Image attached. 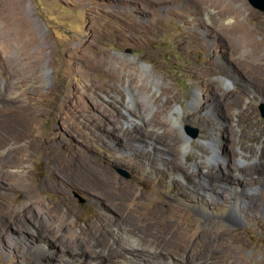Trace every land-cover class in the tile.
Listing matches in <instances>:
<instances>
[{"label":"rangeland","instance_id":"obj_1","mask_svg":"<svg viewBox=\"0 0 264 264\" xmlns=\"http://www.w3.org/2000/svg\"><path fill=\"white\" fill-rule=\"evenodd\" d=\"M261 103L264 11L249 0H0V264H128L133 243L158 250L131 264H264ZM207 167L218 203L200 198ZM238 167H258L255 186ZM94 242L119 254L92 261Z\"/></svg>","mask_w":264,"mask_h":264},{"label":"bare ground","instance_id":"obj_2","mask_svg":"<svg viewBox=\"0 0 264 264\" xmlns=\"http://www.w3.org/2000/svg\"><path fill=\"white\" fill-rule=\"evenodd\" d=\"M226 6H227V4H226ZM230 7V6H229ZM228 7V8H229ZM224 12V11H223ZM229 12V11H228ZM231 12V11H230ZM233 12H237V10H233ZM232 14V13H231ZM225 15V14H224ZM234 25V24H233ZM251 39H253V38H251L250 36H249V40L251 41ZM256 49V48H255ZM141 68L143 69V73H146V74H148L149 76H150V78L151 77H153L152 76V72H151V69H150V67H148V66H146V65H142L141 66ZM233 90H235L236 92H240L241 91V95L242 94H244V89H243V87H241V86H239L238 85V83L237 82H233ZM240 95V96H241ZM236 96H238V95H236ZM240 96H238V97H230V96H228V95H222V102H223V104H225L226 106H228L227 104H232V102L233 103H239V101H240ZM220 101V102H221ZM174 108L173 109H171L170 110V113H171V115H172V118L176 121V122H180V120H181V118H180V116L178 115V114H176L175 112H174ZM203 111V105H199V107H198V112H197V115H198V117L199 118H201V119H204V117L201 115V112ZM198 119V118H197ZM157 120V119H156ZM204 120H206V119H204ZM207 121V120H206ZM208 122V121H207ZM145 132L144 130H142V129H136V130H128L127 132H126V134H125V136L126 137H128V139L129 138H133L134 137V134H133V132ZM169 131V133L168 132H165L164 134H159V136H158V140L162 143V145H165V147H158V148H160V149H164V150H167V151H171V149H172V147H173V144H177V142H178V139L174 136V134L172 133V131H170V130H168ZM124 134V133H123ZM169 135H171V136H173L174 138H170L169 137ZM173 141V142H172ZM185 141H186V139L184 140H182V148L183 149H185L186 147V145H185ZM155 148H157L156 146H155ZM197 164L199 165V166H201L202 164H203V162H197ZM174 165V164H173ZM176 165V164H175ZM203 166V165H202ZM201 166V167H202ZM217 167H218V169H219V171H225V170H228V165L227 166H224V165H222L221 163H218V165H217ZM176 168V166H174V169ZM225 169V170H224ZM207 172H203L205 175H208L210 178H211V180H213L214 181V183H211L207 188L205 187V188H203V190H202V192H201V200H206L207 198H212L213 199V202L214 203H218L219 202V198H220V193H222L223 192V188L221 187V185H223V184H219V183H217V181H219V179L221 178V177H219V176H216L215 175V171H213V168H209L208 169V167H207V170H206ZM218 171V172H219ZM258 171V167H246V168H239L238 167V169H237V172H241L242 173V176H246L245 174H250L251 172L252 173H254V176H251L250 178H246V180H247V184L248 185H253V186H255V183L258 181V179L260 178V177H256L255 176V173ZM203 174V175H204ZM239 175V174H238ZM250 175H252V174H250ZM235 176V178L237 179V180H239V181H236V180H234V178L232 177L231 178V182L230 183H238L239 185L241 184H244L243 182H241L242 181V178L241 177H239V176H237V175H234ZM189 178V177H188ZM240 178V179H239ZM262 179H263V186H262V188H264V175H262V177H261ZM187 179V178H186ZM229 180V179H228ZM161 181V180H160ZM245 181V180H244ZM162 182V181H161ZM80 182L78 181V180H72V184L73 185H78ZM162 186H165V184H164V182H162ZM203 186V185H202ZM251 187V188H249V189H247V188H245L244 189V195H245V198L247 199V201L248 202H246L245 204H244V206H243V212L245 213L246 211H251V210H253V208H254V206H256L257 204H258V202H257V200L255 199V198H253V196H254V191L256 190V188L255 187ZM171 187H172V189L175 191V193H176V191H178L177 193H179L181 190H185V189H188L189 188V186L188 185H186V184H184V183H181V182H177V181H172V183H171ZM204 187V186H203ZM14 188H16V187H13L12 189H14ZM160 188H162V187H160ZM225 188V187H224ZM164 189V188H163ZM263 191V190H262ZM263 195V194H262ZM258 197V196H257ZM263 200V199H262ZM237 202V201H236ZM260 202V201H259ZM199 203H200V201H199ZM238 204V203H237ZM158 207H161L159 204H156V206L155 207H153L151 210L152 211H155V210H157V208ZM264 208V206H260V209H263ZM223 216H224V214H223ZM235 216V215H234ZM247 216V215H246ZM50 218V217H49ZM129 217H127V219H128ZM239 217H236L235 216V218L234 217H232L230 214L228 215V216H224V217H221L219 220H218V222H222V223H227V224H229V225H231L232 223L234 224H236V223H238V220L239 221H241V219H238ZM130 219V218H129ZM214 220V219H213ZM130 221V220H129ZM64 227V226H63ZM151 234L150 232H145L143 235H146L147 236V238H148V235L149 234ZM65 234V233H64ZM68 234V233H67ZM78 235V234H77ZM142 235V234H141ZM64 236V235H63ZM76 236V235H75ZM84 236V235H83ZM121 236V235H120ZM118 237V240L119 241H121L122 240V237ZM133 236V235H132ZM219 236V238L221 237V235H218ZM130 237V236H129ZM141 237V236H140ZM144 237V236H143ZM87 238V237H86ZM115 238V237H114ZM125 238H126V236H125ZM136 238V237H135ZM145 238V237H144ZM130 239V238H129ZM138 238H136V240H137ZM116 242H117V239L115 238L114 239ZM125 240V239H124ZM131 240H133V238L131 239ZM141 240V239H140ZM147 240V239H146ZM87 243H89V242H92L91 240L89 241V240H85ZM129 241V240H128ZM149 241V240H148ZM136 242V241H135ZM144 242V241H143ZM147 242V241H146ZM132 243H133V241H132ZM137 243V242H136ZM95 245V246H103V247H109V252L106 254V256H105V253H104V251H98L99 249L97 248V250L92 246V245ZM91 246H88L87 247V249L84 247V249H85V251H84V254H88V259L90 258L92 261H97L98 259H102V260H104V261H112V260H114V257H115V254H119V251H117L114 247H111V245L110 244H106V243H101V242H94ZM147 244V243H146ZM77 245V244H76ZM84 245V244H83ZM129 245V244H128ZM126 246L127 248L126 249H124V250H122V251H125V252H123L124 253V255L123 254H121V255H119V257H123L125 260H126V263H130L131 264V262H129L128 260H130L131 259V261H139V257L137 258V256H140V257H142V256H144V255H147V253H151V254H155L156 252H157V250H158V248L156 249V248H154L153 247V249H149V248H146V247H144L143 245H141L140 243H137V244H135V243H133V245H129L130 247H132V248H128L129 246ZM139 245V246H138ZM124 246V245H123ZM152 246V245H151ZM161 246V245H160ZM82 247V246H81ZM94 248V249H91V248ZM102 247V248H103ZM120 247H121V245H120ZM119 247V248H120ZM150 247V246H149ZM80 248V247H79ZM83 248V247H82ZM124 248V247H123ZM160 248V247H159ZM118 249V248H117ZM75 250V249H74ZM160 250V249H159ZM174 250V249H173ZM71 251H72V249H71ZM169 252V251H168ZM102 253V254H101ZM75 254L76 255H78L79 254V251H77V250H75ZM84 254H83V256H84ZM72 255V254H71ZM185 255V254H184ZM74 256V255H73ZM72 256V257H73ZM79 257V256H78ZM81 257V256H80ZM97 260H96V259ZM173 258V257H172ZM85 259H86V261H87V258L85 257ZM94 259V260H93ZM183 261H186V262H189L188 260H186V259H183V258H181Z\"/></svg>","mask_w":264,"mask_h":264},{"label":"water","instance_id":"obj_3","mask_svg":"<svg viewBox=\"0 0 264 264\" xmlns=\"http://www.w3.org/2000/svg\"><path fill=\"white\" fill-rule=\"evenodd\" d=\"M249 2L255 8H257L261 11H264V0H249ZM260 111H261L262 116L264 117V103H261ZM189 131L193 136H196V134H197L196 130H189Z\"/></svg>","mask_w":264,"mask_h":264}]
</instances>
